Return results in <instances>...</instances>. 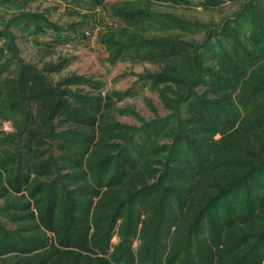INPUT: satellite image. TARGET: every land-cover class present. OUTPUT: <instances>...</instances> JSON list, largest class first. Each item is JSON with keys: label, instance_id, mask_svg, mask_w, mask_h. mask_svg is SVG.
Listing matches in <instances>:
<instances>
[{"label": "trees", "instance_id": "trees-1", "mask_svg": "<svg viewBox=\"0 0 264 264\" xmlns=\"http://www.w3.org/2000/svg\"><path fill=\"white\" fill-rule=\"evenodd\" d=\"M226 33L239 46L233 31ZM190 50L161 41L152 58L186 60ZM186 67L209 79L194 86L214 99L193 90L182 98L191 96L187 122L196 139L186 144L191 154L160 175L145 142L117 150L103 100L81 103L69 90L79 80L47 78L61 66L23 64L10 74L3 89L18 130L8 184L35 200L33 219L49 237L6 243L0 257L14 254L25 264H264V69L233 99L240 77L233 63L218 72L199 70L193 60Z\"/></svg>", "mask_w": 264, "mask_h": 264}, {"label": "rangeland", "instance_id": "rangeland-1", "mask_svg": "<svg viewBox=\"0 0 264 264\" xmlns=\"http://www.w3.org/2000/svg\"><path fill=\"white\" fill-rule=\"evenodd\" d=\"M218 1L0 0V162L5 163L0 168V248L49 237L33 219L35 200L12 192L8 184L15 168L10 139L18 130L3 89L10 74L23 64L38 71L61 66L47 78L54 83L79 80L69 90L81 103L103 100L106 122L116 129L112 143L117 150L145 142L160 175L182 154L189 156L186 144L196 139L187 122L191 96L182 98L193 90L204 100L214 99L206 87L195 88L209 79L186 67L187 60L215 72L233 63L240 76L229 92L233 99L264 69V0ZM229 30L239 46L229 44ZM166 40L188 44L186 60L152 58L153 44ZM44 183L46 200L51 182ZM27 204L30 209L24 210ZM25 262L14 254L0 257V264Z\"/></svg>", "mask_w": 264, "mask_h": 264}]
</instances>
